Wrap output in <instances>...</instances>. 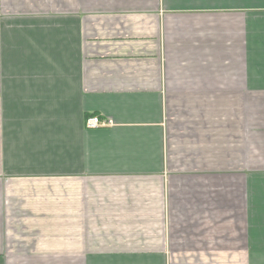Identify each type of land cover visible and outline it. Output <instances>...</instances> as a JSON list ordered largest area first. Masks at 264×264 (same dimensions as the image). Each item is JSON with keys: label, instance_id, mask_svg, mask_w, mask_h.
I'll return each instance as SVG.
<instances>
[{"label": "crops", "instance_id": "0c3cea01", "mask_svg": "<svg viewBox=\"0 0 264 264\" xmlns=\"http://www.w3.org/2000/svg\"><path fill=\"white\" fill-rule=\"evenodd\" d=\"M0 264H264V0H0Z\"/></svg>", "mask_w": 264, "mask_h": 264}, {"label": "built area", "instance_id": "2783aa9c", "mask_svg": "<svg viewBox=\"0 0 264 264\" xmlns=\"http://www.w3.org/2000/svg\"><path fill=\"white\" fill-rule=\"evenodd\" d=\"M113 121L111 119H102L99 115L90 116L86 119V126L88 128H97L102 126L111 125Z\"/></svg>", "mask_w": 264, "mask_h": 264}]
</instances>
